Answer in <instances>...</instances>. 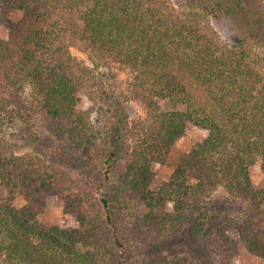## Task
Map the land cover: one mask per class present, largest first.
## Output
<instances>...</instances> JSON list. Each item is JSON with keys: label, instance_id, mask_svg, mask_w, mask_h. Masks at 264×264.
Returning a JSON list of instances; mask_svg holds the SVG:
<instances>
[{"label": "trees", "instance_id": "obj_1", "mask_svg": "<svg viewBox=\"0 0 264 264\" xmlns=\"http://www.w3.org/2000/svg\"><path fill=\"white\" fill-rule=\"evenodd\" d=\"M218 15L236 30L230 44L211 26ZM72 43L96 68L128 70L147 110L117 169L123 101ZM263 47V0H0V264H129L132 244L147 264H238L240 249L264 260V189L249 173L264 168ZM81 91L111 107L98 129L77 109ZM18 122L31 152L16 153L8 138ZM190 126L206 138L152 190V165L167 162ZM57 199L64 216L48 228L37 215ZM162 235L199 248L178 258Z\"/></svg>", "mask_w": 264, "mask_h": 264}, {"label": "rangeland", "instance_id": "obj_2", "mask_svg": "<svg viewBox=\"0 0 264 264\" xmlns=\"http://www.w3.org/2000/svg\"><path fill=\"white\" fill-rule=\"evenodd\" d=\"M172 3L178 4L179 2H183V0H171ZM264 3V0H263ZM211 26L215 29V31L219 34L220 38L223 42L230 44L235 36L236 30L233 27L232 21L224 16L218 15L212 17L210 19ZM71 44V43H70ZM257 54H260V57L264 58V47L257 49ZM71 53L80 61H83L85 64L95 68L94 72L98 76V80L100 83L105 84L108 87H114L117 89L120 100L123 101V107L125 111V117L128 120V127L126 125L123 127V136H122V146L121 150L114 160V167L117 169L120 165H123L124 162H127L130 157V153L128 152L127 146L132 140V130L131 128H135V126L142 121L146 123L148 119L147 110L140 99H136L130 93V84L132 82V75L129 73L128 70L122 69L116 64L105 65L101 64L98 68L92 65L91 59L89 58V53L85 47L79 44L71 45ZM129 97L130 100L125 99V97ZM104 97L102 99H98V103H94L91 100V97L85 92L81 91L78 94V103L77 109L84 112H89L91 115V119L93 122L94 127L97 129L105 124V118L107 114L111 112V107L108 105H104ZM160 107L162 110H169L172 105L167 100L160 101ZM105 116V117H104ZM117 116L113 119L114 122L118 120ZM20 123H12L9 125L7 129V135L10 141L18 142L17 147H15L14 151L16 153H25L31 152L32 149L28 145H26V141H22L21 134H25L24 137L32 138L31 134H26V132L21 129L19 126ZM207 136V131L196 127L190 126L187 130L186 134L180 138L176 144L174 145L172 151L170 152L169 158L165 164H156L152 165L151 171L153 172V180L151 184L152 190H158L161 186L168 181L172 171L174 170L175 166L180 161L181 157L185 154H188L192 151L197 145H199ZM29 141V140H28ZM27 141V142H28ZM130 151V150H129ZM251 181L255 190L260 191L264 189V168L260 163H255L250 167L249 170ZM116 184H112L111 186V196L112 199L116 198ZM118 185V184H117ZM218 195L225 198L227 192L224 190L218 191ZM13 205L17 209H21L26 206V201L24 196L17 190L13 192ZM242 204L244 207L248 206V200L243 201ZM264 207V203L262 205ZM238 207V206H237ZM234 208V206H233ZM64 209L65 204L61 200H54L51 201L50 204L44 208L40 213L37 215V220L40 224L51 228L57 224L59 220H61L64 216ZM143 209L141 212H143ZM140 214V213H139ZM234 215V214H233ZM232 216V215H231ZM242 218V217H241ZM229 235L233 238L237 239V233L231 231ZM162 244L165 246H170L173 250L172 253L176 254L178 258H182L184 255H189L190 257L194 256L195 254V247L194 245L199 248V245L194 243V238H190L191 242H187L184 244H180L179 240L181 239L180 236L177 238L171 236L162 235ZM160 239V240H161ZM193 243V244H192ZM214 246V245H213ZM129 254L127 256V260L129 264H147L146 260L144 259V254L142 249H137L132 245L128 246ZM201 250H204L207 254V250L203 245ZM174 251V252H173ZM163 253H161L162 255ZM165 256L170 258V253H165ZM238 264H264V260L252 255L246 249H240L239 254L237 255ZM213 264V263H212Z\"/></svg>", "mask_w": 264, "mask_h": 264}]
</instances>
